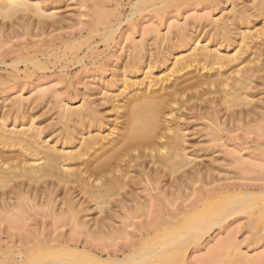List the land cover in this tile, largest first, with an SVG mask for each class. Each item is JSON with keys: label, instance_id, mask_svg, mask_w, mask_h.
<instances>
[{"label": "bare ground", "instance_id": "bare-ground-1", "mask_svg": "<svg viewBox=\"0 0 264 264\" xmlns=\"http://www.w3.org/2000/svg\"><path fill=\"white\" fill-rule=\"evenodd\" d=\"M42 1L0 0V19L12 22L9 27L1 23L0 37H10L8 31L16 34L17 27L22 30L21 34H27L28 31L31 33L36 22L39 32L44 31L47 25L51 28H58L60 23L62 25L59 19H55L56 22L53 20L56 18L54 5L43 6ZM90 1L93 6L90 7L95 10L94 16L91 12L95 17L94 21L91 20L93 30L98 25L106 24L108 16L115 17V7V11L106 12L102 0H95L94 3ZM103 1L105 3L106 0ZM199 1H208L214 6L218 0H139L132 5L127 21L134 18L138 9L145 4L160 21L166 17L164 14L167 9L175 8L181 16L180 12L183 10V15L188 9L181 10L180 5L189 2H195L193 5H196ZM250 1V7L231 9L232 17L209 21V24L215 25L211 26L213 29L208 26L213 33L203 29L204 24H197L199 20H194L196 24L194 21L190 25L186 23L187 28H184L185 23L179 25L180 29L177 28L180 31L177 35L173 34L174 37L168 34L170 37L167 36V40L165 35L166 39L161 36L160 41L166 40L168 44L158 41L161 43L160 46L158 44L160 51L162 43L166 45L160 56L157 55L159 50L156 46H150L156 49L157 56L148 53L153 57L148 58V62L144 60V51L152 52L149 41L146 43L149 51L145 43L139 44L146 48H143L144 51L137 45L139 51L133 55L130 53V61H120L126 62L122 70L117 66L121 72L116 70L117 73L109 81L103 83L101 80L103 85L99 84V89L96 86L95 93L100 95L98 101L102 102L100 105L109 104L112 117L106 115L109 111L103 114L100 105H96L94 99L91 101V94L87 95V92L79 107L63 105V112L56 115L57 124L62 126L54 130L37 125L35 117L20 102L13 108L14 111L9 109L12 114H16L14 118L12 115L9 117L11 113L6 115L3 112L5 115H0V218L10 216L9 222L13 227H16L13 221L21 219L25 213L32 214L38 207L45 208L46 216L61 219L69 226L76 224L91 229L93 234L105 236L115 232L114 223L119 219L134 217V211L137 215L142 214V207L146 206L140 202L142 198H151L152 201L148 200L152 203L155 201L157 204L154 206L159 208L158 214L154 215L156 222L153 225L150 223L152 226L144 230V243L141 245V242L136 250L128 249V254L123 258H117L115 253L111 254L108 250V261H103L101 257L106 248L95 246V249H99L96 252L86 244L79 245L78 240L52 237L37 239L32 246L24 245L16 252L11 250L7 260L4 256L0 264L5 261L7 264H172L183 258L190 245H198L212 227L220 226L240 211L247 201L264 194V190L258 195L248 192L232 201L229 186L226 189L217 187L216 190L202 191L193 202L185 206L174 204L191 183L206 178L215 169L213 164L197 162L200 158L198 148L195 149L189 142L191 124L208 121L211 124V127L210 124L205 125L209 128L208 137H212L210 140H220L225 130L232 129V108L248 106L252 102L255 81H262L261 85L264 86V0ZM209 6L204 5L205 8ZM119 15L117 18L120 20ZM41 19L50 21L43 20L47 23L45 29L42 28L45 23ZM259 19L261 21L257 22ZM51 22H58V25ZM116 31L118 25L104 33L102 40ZM202 32L205 33L201 38ZM74 41H71L72 47L66 46L69 51L76 49L73 53L75 56L81 41L80 45ZM231 46L234 50L232 54L229 51ZM27 57L23 61H20V56L18 60H12L9 66L14 69L13 73L19 69L20 63L30 65L38 69V72L46 68V63H41L36 57ZM114 57L116 60L117 56ZM81 59H77L79 64L83 62ZM140 72L143 73L142 78L137 77ZM94 90L89 91L92 93ZM201 130H192L196 132L193 134L191 130L189 132L195 136ZM142 184H145L147 194L143 192L147 198L141 195ZM90 211L99 217L94 215L95 218L91 216L93 219H90ZM260 239L264 240V235ZM225 245L224 242L218 243L211 255ZM252 260L250 258L248 262L253 263Z\"/></svg>", "mask_w": 264, "mask_h": 264}, {"label": "rangeland", "instance_id": "rangeland-1", "mask_svg": "<svg viewBox=\"0 0 264 264\" xmlns=\"http://www.w3.org/2000/svg\"><path fill=\"white\" fill-rule=\"evenodd\" d=\"M88 1L43 0V6L52 7L54 5L55 11L53 12H55L56 18L53 20L55 21V19H59V22L61 21L62 25L60 23V26L57 28V26L54 27L53 25H58V22L55 23V21L54 24L51 22L53 24L52 27L54 28L47 25V28L49 26L47 29L45 26L47 24L46 22H50L49 20H52V18L48 21L46 20L48 18L41 19L42 21L46 20V22L43 21L45 24L42 27L46 29L39 32V29L37 28L38 31L36 29V24H38V22L34 24L35 20L33 19V32L32 30L30 31L32 34L28 33L29 31L27 34H21L20 27H17V29H15L18 31H16V34L8 31L10 37H0V115H5L4 113L8 115L11 113L9 114V117L12 115L14 118V115L16 114H12V111L10 112L9 109L14 111L13 108L17 107L18 102H20L19 104H21V106L23 105L29 113L31 112V114L35 117V122L40 127L45 128L47 126L45 129L51 127L53 130L59 127L61 128L62 125H60V123V126L57 124V116L59 113L63 112V105H67L71 108L79 107L82 104L83 98L86 97H83L86 92L87 95L91 94V97L89 98L91 101H93L92 99H94V101L96 100V105L102 104V102L98 101L100 95L95 92L101 85H103L102 82L104 83V81H109L114 73L121 72L119 70H122V65L130 61V56L139 51V49L137 50V45H143V43L146 44L149 41V47L152 45L151 47L155 48L153 47V45H155L158 51V47L161 45L158 41H160L161 36L163 39H166L168 34L177 35L180 31L179 27L182 24L184 25L185 23L184 26H186L188 25L186 23L189 22L190 25L194 20H199V22H196L197 24H204L206 27L202 25L204 27L203 29L206 28L205 30H208L207 32L213 33V30H209L208 26H210V29H213L211 26L214 27L215 25L211 22V24H209V21L219 18L223 19L228 16L232 17L231 9H244V7H250L251 5L250 0H215L216 2L212 0L218 5V8L216 7V4L214 5V8L213 4L208 1V3L205 1H199L201 4L196 3V5L194 4L195 7L193 5L195 2H189L191 4L190 6L188 5L189 3H185L182 4L183 6L180 5V9L182 10L183 8L184 10L188 9L190 11L187 10L188 12L186 11L182 15L183 10H180V16L175 8H169L165 11L164 15L166 17L159 21V18L152 13L148 4H145L143 5L144 7L141 6L138 9V13L134 16V18L127 21V18H129L132 11V5L139 0H109L108 3H106L107 0L105 3H103L104 1L102 0V4L105 5V7H102L106 9V12L116 8V11L114 10L115 12L112 11V13L114 12L113 15L115 17L111 15L108 16L109 18L107 17L105 19V23L107 22L106 24L101 26L98 25L93 30V24L91 22L94 21L95 17L93 18V11L95 10L91 8L93 6H91L90 2L92 1ZM94 1L95 0H93V3ZM204 5L211 6L205 8ZM186 6L191 8L189 9ZM139 10L141 11L139 12ZM91 12H93V16ZM115 14L120 16V20L119 17L117 18L118 15L116 16ZM200 18L202 19L200 20ZM36 19L40 20L39 18ZM163 19H165V21ZM1 20L2 19H0V27L1 23H5L7 26L12 23L9 20ZM108 21L111 23L110 26H108L110 24ZM195 21L194 24H196ZM258 21L260 22L261 19L257 20V22ZM117 25L118 31L114 32L106 40H102L110 28L117 27ZM184 28H187V26ZM203 33L205 32H202L201 38ZM164 35L166 37H164ZM174 35L172 37H174ZM168 37L167 40L169 39ZM81 38H83L82 41L80 40ZM73 39L75 40L74 43L77 41L76 43H78V45L81 44L75 56L73 53H75L76 49H71L70 51L68 49L69 46L72 47L73 42L71 41H73ZM163 39L160 42H164ZM63 42H65L64 45ZM68 42L71 43V45H69ZM164 43H162V46L164 47L161 46L162 50L166 46L163 45ZM88 44L89 46H87ZM165 44H168V42ZM221 44L224 45V43ZM141 45H139L141 47L140 50L144 51L147 48V51H149L147 44L144 45L146 48L143 46L145 49H143ZM90 46L92 48H87ZM65 48L68 50H65ZM152 48V52H146V50L144 51V56L147 58L144 59L145 62H148V58L151 56L155 57L157 54L156 49ZM64 51L65 54H63ZM161 51L159 50L157 55H161ZM229 51L231 54L234 52L232 46ZM130 53L132 54L130 55ZM148 53H152L153 55L150 54V56ZM115 55L117 57L120 56L119 58L116 57L118 63L120 61H124V59H126V62H120V65L116 64L117 62L114 59ZM19 56L20 61L26 59L25 56H28L27 58L36 57V59L41 63H46V68L44 70H39L38 72V69L35 70L28 64H25L24 66V64L20 63L18 66L19 69L14 71V73L19 71L16 72L18 75L16 73L15 75L13 73L14 69H11L12 66L9 65L13 61H16L15 59ZM77 56L78 58H76ZM81 58L83 59V62L79 64L78 60ZM65 60H71V62H66ZM76 62L77 64H75ZM64 66L66 68H64ZM117 66H120L121 68L118 70ZM61 67H63L64 70L61 69ZM113 67L115 68L113 69ZM24 69L26 71H24ZM116 70L118 71L116 72ZM24 73L29 74L27 75ZM12 74L15 76H12ZM137 77L142 78L143 73L140 72ZM98 79H100L99 82L97 81ZM101 80L103 81L101 82ZM255 82V88L252 91V102L248 106L240 105L232 108V129L227 131L225 130L220 140H210L212 137H208L207 133L209 132V128L205 126L207 124L209 126L210 123L208 121L202 120L201 122L198 121L201 124H191L192 126L189 128V131L191 130L192 134L194 131L203 129L199 131V135L197 134L198 136H194L188 131V134L191 135L189 142H191L192 146L194 145V148L196 147L195 149L198 148L197 153L200 158L197 162L210 165L213 164L212 166H214L215 169L212 172H209V174L211 173V176H206V178H201L202 180H196V182L191 183L192 185H190L189 189H186L187 191H185L183 196L180 197V199H177L174 204L185 206L193 202L202 191L205 192L209 189V191L216 190L217 187H225L224 189H226L227 186H229L228 188L232 190V201L241 198L248 192L258 195L261 194L260 192L262 190H264V86L261 85L263 84L262 81L257 80ZM92 87H95L94 89L96 90ZM89 90H94V92L91 93ZM93 93L95 97L97 95L98 96L95 98L92 96ZM103 104L104 105L99 106V109L102 110L104 114V112L109 111L110 108L109 104L108 106H106L107 104L105 103ZM111 112L112 111L110 110L106 113V115L112 117L110 114ZM209 127H211V124ZM204 128L206 130H204ZM216 165L220 166L216 167ZM219 167L221 168L219 169ZM144 185L145 184H142L141 190H143L140 192L143 197L147 198L148 196H146L147 192ZM143 191H145L146 194ZM148 199L151 200V198H142V201L140 200V202L144 203V205L148 207H142V209H144L142 210V214L137 215L136 211H131L135 214L134 217L122 219L123 221L119 219L116 224L114 223L115 232L105 236L93 234L90 232L92 231L91 229L88 230V228H82L76 224H71L69 226L61 219L46 216L45 208L36 207L35 212H32V214L25 213L21 219L19 218L18 220L13 221L16 227H13L14 225L9 222L10 216L4 215V218H2L3 220L0 218V251H2L0 252V262L9 256L8 253L11 250L16 252L24 245L32 246L33 242L37 241V239L43 240V238L47 239L52 237V239H59L61 237L64 238V240L65 238H70L74 241L78 240L77 242L79 245L86 244L87 247L90 246L94 249L95 246L100 249L106 248L103 250L106 251L102 253L101 257L103 261H108V250L111 254L115 253L117 258H123L128 254V249L131 251L136 250L140 246L141 242V245L144 243V240H146V236L144 237L145 228H149V226L151 227L156 222H154V215L157 213L159 208L154 206L157 204L155 201L152 203ZM174 204L172 205L173 207ZM172 206L171 209L173 208ZM243 206L240 211H237L231 217L226 219V221H224L220 226L212 227L208 234L201 238L198 245H190V247L185 251L186 253L182 256L183 258H181L179 262L176 261L172 264H264V260H260L262 258L264 259V240L260 239V236L264 235V232L262 231L264 229V194L254 197L253 200L251 199L249 202L247 201V203ZM89 214H91L89 216L90 219L95 215L93 211H90ZM95 216L99 217L97 214ZM95 216L93 218H95ZM110 236L112 237L110 238ZM221 242L226 244L225 247L211 255V251L214 250L218 246V243L220 244ZM98 248L95 249L96 252L99 251ZM6 249H8V252L5 251ZM250 258H253V263L248 262ZM5 262L2 264H7Z\"/></svg>", "mask_w": 264, "mask_h": 264}]
</instances>
